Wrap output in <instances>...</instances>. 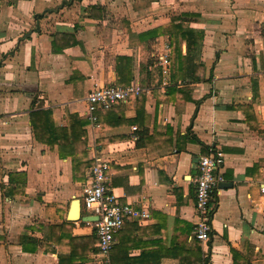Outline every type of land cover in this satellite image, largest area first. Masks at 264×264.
<instances>
[{
	"label": "crops",
	"instance_id": "0c3cea01",
	"mask_svg": "<svg viewBox=\"0 0 264 264\" xmlns=\"http://www.w3.org/2000/svg\"><path fill=\"white\" fill-rule=\"evenodd\" d=\"M173 24L203 33L189 55L181 41L192 71L173 69L169 32L149 34ZM167 47L165 85L155 60ZM134 83L140 97L92 120L94 87ZM37 111L49 112L42 142ZM216 150L203 243L197 164ZM97 159L109 161L110 192L145 214L127 218L107 260L83 219ZM262 184L264 0H0V264H181L195 241L208 264H264Z\"/></svg>",
	"mask_w": 264,
	"mask_h": 264
},
{
	"label": "built area",
	"instance_id": "2783aa9c",
	"mask_svg": "<svg viewBox=\"0 0 264 264\" xmlns=\"http://www.w3.org/2000/svg\"><path fill=\"white\" fill-rule=\"evenodd\" d=\"M155 65L160 66L163 74V83H169L170 52L167 47L158 54ZM143 89L138 83L129 86L106 85L97 86L87 97L88 112L92 120H96L94 113L98 110L109 109L116 103L128 102L132 98L140 97ZM224 164V155L221 151H213L209 155L200 156L198 160L199 175L195 180L196 211L198 222L194 231L197 240L207 243L212 237V216L216 210L213 199L214 190L222 177L219 170ZM109 161L97 159L90 169L88 182L83 186V207L97 220L94 221L95 237L98 241L99 254L105 260L115 244V234L123 227L128 217L142 219L144 213L128 204H121L109 188ZM264 197V184L261 185Z\"/></svg>",
	"mask_w": 264,
	"mask_h": 264
},
{
	"label": "trees",
	"instance_id": "16d2710c",
	"mask_svg": "<svg viewBox=\"0 0 264 264\" xmlns=\"http://www.w3.org/2000/svg\"><path fill=\"white\" fill-rule=\"evenodd\" d=\"M164 32H169L172 37V53H173V69L176 72L183 71L184 69L188 71L194 70L192 68V65L190 64L191 58L188 56L187 61L184 62L182 57H181V41L186 40L187 42V55L190 54L191 51H194L193 49L198 45L199 41L203 39V33L200 31H196L190 27L185 28L183 25H172L170 30H162V29H156L154 31H150L149 34L152 35V37H156L158 35L163 34ZM72 44V43H71ZM53 50L54 52H60L61 50H58L55 48V45H53ZM122 64V62H119ZM198 78H194V80H197ZM123 85V84H119ZM117 86V85H116ZM123 87V86H122ZM49 114V112H44V111H37L35 113H32V123H33V128H34V133L36 138L42 142V136L40 135L41 133V126L42 123L46 125V121L44 120L43 117L45 115ZM42 116L41 118H39ZM40 121V124H39ZM63 153V149H62ZM96 252V250H94ZM181 264H208L209 263V258L204 257V253L202 251L201 246L197 241L193 244V246L187 250L183 249L182 255L179 258Z\"/></svg>",
	"mask_w": 264,
	"mask_h": 264
},
{
	"label": "water",
	"instance_id": "95a60500",
	"mask_svg": "<svg viewBox=\"0 0 264 264\" xmlns=\"http://www.w3.org/2000/svg\"><path fill=\"white\" fill-rule=\"evenodd\" d=\"M83 219H84V220H87V221H88V220H90V221H91V220H93V221H96V220H97L95 217L88 218V219H87V218H83Z\"/></svg>",
	"mask_w": 264,
	"mask_h": 264
}]
</instances>
